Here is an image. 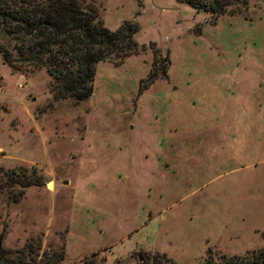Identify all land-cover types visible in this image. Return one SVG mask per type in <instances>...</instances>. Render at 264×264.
I'll use <instances>...</instances> for the list:
<instances>
[{"label": "rangeland", "instance_id": "1", "mask_svg": "<svg viewBox=\"0 0 264 264\" xmlns=\"http://www.w3.org/2000/svg\"><path fill=\"white\" fill-rule=\"evenodd\" d=\"M81 1L112 32L137 27V47L97 63L80 101L0 53V264L264 249V0L223 16L184 0Z\"/></svg>", "mask_w": 264, "mask_h": 264}, {"label": "trees", "instance_id": "2", "mask_svg": "<svg viewBox=\"0 0 264 264\" xmlns=\"http://www.w3.org/2000/svg\"><path fill=\"white\" fill-rule=\"evenodd\" d=\"M184 1L223 16L235 3L246 8L247 0ZM95 12L81 0H0V33L9 43L14 42L11 50L0 44V53L8 65L19 63L26 72L46 69L56 100H83L91 94L97 63L113 55L130 56L137 47L133 39L137 27L126 23L112 32L97 20ZM12 174L11 185H27L17 181V173ZM2 243L0 234V259L4 257ZM147 264L176 263L156 254ZM204 264H264V249L240 256L220 255L218 261L209 257Z\"/></svg>", "mask_w": 264, "mask_h": 264}]
</instances>
